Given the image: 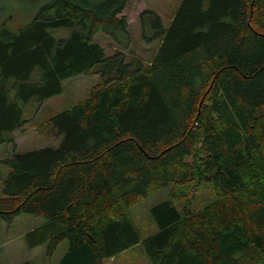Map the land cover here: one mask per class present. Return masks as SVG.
<instances>
[{
    "label": "trees",
    "instance_id": "16d2710c",
    "mask_svg": "<svg viewBox=\"0 0 264 264\" xmlns=\"http://www.w3.org/2000/svg\"><path fill=\"white\" fill-rule=\"evenodd\" d=\"M128 1L48 0L15 31L1 23L0 145L65 79L99 81L35 125L62 137L56 148L0 158V220L42 216L25 244L51 256L66 240L57 264H102L139 243L151 264H264V0H179L166 26L142 9L143 38L158 40L148 63L93 39L127 47ZM203 184L214 198L196 209ZM164 188L142 239L130 209Z\"/></svg>",
    "mask_w": 264,
    "mask_h": 264
},
{
    "label": "rangeland",
    "instance_id": "374dc122",
    "mask_svg": "<svg viewBox=\"0 0 264 264\" xmlns=\"http://www.w3.org/2000/svg\"><path fill=\"white\" fill-rule=\"evenodd\" d=\"M48 0H0V26L5 20V26L15 31L27 24L38 8ZM179 0H129L125 14L129 43L127 47L119 46L115 40L103 32H98L93 39L103 47L105 56H110L116 50H123L126 58H140L148 63L153 56L158 40L146 41L142 36V29L138 15L142 9L154 10L161 18L164 26L171 20ZM55 34L66 36L68 30L58 29ZM99 76L95 73L81 74L65 79L62 82L63 90L41 104H31L24 109L25 131H15L14 145L5 143L0 145V158L12 153H22L38 148H56L61 136L44 137L37 133L35 125L60 111L69 108L78 100L89 95L91 89L98 83ZM169 198L168 188L158 190L154 194L142 199L130 209V215L139 229L140 236L145 239L156 231V226L150 215L152 206ZM214 195L209 186L203 184L196 191L193 207L198 209L212 201ZM180 208V205H178ZM45 219L42 216L20 214L11 222L0 220V262L2 264H18L27 261L33 264H57L67 250V241L63 240L51 256H46V245L28 248L24 234L38 226ZM102 264H151L141 243L126 249L110 259H104Z\"/></svg>",
    "mask_w": 264,
    "mask_h": 264
}]
</instances>
